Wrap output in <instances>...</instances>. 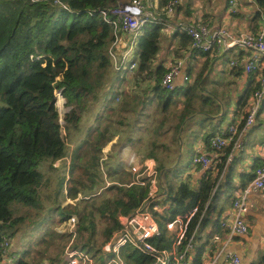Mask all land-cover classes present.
<instances>
[{"label":"trees","instance_id":"trees-1","mask_svg":"<svg viewBox=\"0 0 264 264\" xmlns=\"http://www.w3.org/2000/svg\"><path fill=\"white\" fill-rule=\"evenodd\" d=\"M169 1L160 0V7H166ZM258 1L264 5V0ZM120 2L0 0V264L3 242L8 239L12 244L17 234L18 248L11 246L10 250V254L17 257L16 264H64L65 249L72 234L65 226L63 231L57 227L74 214L78 217V224L73 247L91 254L96 264H106L104 255L110 258L115 255L106 252L104 246L112 232L121 227L120 216L136 210L147 197L148 185H129L132 176L123 165L104 162L111 182L108 186L101 172L103 149L120 130L117 126L125 124L128 115L135 113V129L141 126L147 104L157 98V108L164 112L175 98L172 91L167 92L162 86L164 72L153 70V60L161 47L162 25L150 21L144 25L136 45L139 61L135 79L139 84L156 75L157 84L153 88L156 95L149 98L128 89L117 104L115 97L123 77L119 73L111 77L114 66L110 51L115 41V29L101 11ZM183 36L185 43H192L189 35L184 33ZM57 89H62L66 105L71 107L64 116V124L57 105ZM194 89H187L190 101L195 95ZM97 103L100 108L83 131L84 116L93 111ZM185 111L169 127L176 132L172 142L177 145L181 143V131L185 129L188 116ZM247 114L238 127L239 131L245 126ZM113 116L120 118L115 120ZM165 117L156 129L158 134L169 122ZM134 129L127 138L132 145L137 142ZM82 131L83 139L70 155L68 140L74 133ZM215 133L209 134V143ZM236 138L230 147L223 146L220 150L212 147L220 152L217 174L213 176L212 169L207 174L209 178L202 179L205 194L200 202L188 183L174 184V179L187 168L179 162L167 167L166 159L158 157L159 150H170V147L152 143L145 156L157 162L170 201V208L164 214H155L161 228V235L152 240L155 245L171 248L175 233L167 230L166 221L194 208L198 211L189 224L188 235L204 211L201 230L209 224L210 211L214 207L212 202L222 187L230 182V173L227 175L230 166L225 181L223 176ZM67 157L71 160L70 178L63 199L73 202L62 206L57 199L47 196L50 204H58L50 208L47 198L42 195L44 167L55 169V162ZM255 176L256 171L250 182ZM64 179L58 181L56 198L63 192ZM215 227L216 232L219 231L218 219ZM27 234L30 238L21 242ZM121 256L124 264H152L153 261L152 257L131 246L122 248ZM257 264H264V257Z\"/></svg>","mask_w":264,"mask_h":264},{"label":"crops","instance_id":"crops-1","mask_svg":"<svg viewBox=\"0 0 264 264\" xmlns=\"http://www.w3.org/2000/svg\"><path fill=\"white\" fill-rule=\"evenodd\" d=\"M236 1L237 10L231 13L230 0H181L174 12L168 15L166 8L160 7V0H143L145 10L152 14L150 21L162 25L161 47L153 60V70H161L165 74L174 64L181 63V72L175 78L174 89L167 91H172L175 98L167 110L161 113L166 115L165 118L169 122L176 123L178 116L187 108L185 129L183 127L184 130L181 131L182 141L178 145L172 142L170 150L178 152L176 162L187 168L174 179L175 186L182 182L188 183L198 195V202L205 194L202 179L209 178L207 174L212 169V175L216 176L220 156V152L210 146L209 134L214 131L226 132L230 125L241 126L252 101V93L258 87L259 78L264 69V54L241 44L204 52L193 47L192 43H185L184 33L179 31L177 26L181 23L203 22L207 23L212 31L225 27L236 36L256 32L264 23V5L258 0ZM118 36L121 54L129 47V37L121 31L118 32ZM136 54H138L137 46L134 49L133 60L139 61V54L138 57ZM253 58L256 59L257 69L248 73L244 65ZM232 60L239 61V65L231 66ZM137 69L132 72L116 70V73L123 77L115 97L116 101H120L124 91L128 90L125 83L129 76L135 75ZM186 76L188 79H185ZM156 80L154 75L145 82L148 88L145 89L144 94L149 98H154L156 95L153 90L157 84ZM190 87L195 88V95L191 101L187 95V89ZM158 102L159 100L155 98L151 104L145 106L141 117L143 121L149 122V116H152L150 109L157 107ZM224 103H227V108ZM168 131L171 129L169 128ZM119 138L120 134L116 133L103 149L106 154L108 153L106 161H109V164L123 165L128 173H130L127 170L129 163L133 160L142 162L144 159H149L158 167L153 158L146 157L145 153H139L129 143L120 144L115 151H112V147L117 144ZM240 142L242 143L240 148L233 150L232 147L231 149L232 160L227 158L223 178L225 181L230 173L228 175L230 182L222 187L212 202L214 207L210 211L209 224L202 230L200 228L195 238L194 247L190 251V264H257L264 257V191H252L249 195L248 211L244 215L249 227L247 233L234 234L231 240L226 242L230 229L222 225L224 221L232 220L234 199L248 186L256 169L264 164V105L255 124L241 134ZM230 145L231 142L225 147ZM200 154L212 157L213 162L210 168L203 169L200 165L193 164L194 157ZM228 166L231 171L228 170ZM160 194V203L167 201L165 204L170 205L167 199L168 189L162 181ZM217 219L220 227L216 232ZM178 231L179 227H176L170 233L174 232L176 235ZM216 234H219L222 240L214 243L213 236ZM12 246H14L13 243ZM227 254L237 256L240 259L239 263H234ZM16 259V255L11 253L10 260L5 259L1 264H16Z\"/></svg>","mask_w":264,"mask_h":264},{"label":"built area","instance_id":"built-area-1","mask_svg":"<svg viewBox=\"0 0 264 264\" xmlns=\"http://www.w3.org/2000/svg\"><path fill=\"white\" fill-rule=\"evenodd\" d=\"M181 0H170L166 5V11L172 14ZM236 0H230L229 11L236 12ZM104 19L112 24L115 29V41L110 54L118 71H135L138 68L137 59L134 58V49L138 43L143 26L152 19V14L145 10L143 0H129L119 3L117 6L101 11ZM177 29L186 33L192 38V46L204 52H210L215 48L229 47L235 44H241L246 48H251L258 53L264 54V23L256 32H247L236 36L225 27L211 30L207 23H181ZM121 31L129 37V47L119 53V36ZM138 57V54H136ZM256 59L253 58L245 63V70L250 73L257 69ZM231 66L239 65V61L232 60ZM181 72V63L174 64L162 79V86L167 90L174 89V81ZM188 79V76L185 77ZM264 103V69L259 78V84L252 95V101L248 108L246 123L242 131H239L235 125H230L226 132H217L210 138L211 147L220 150L228 145L233 138L237 136L234 142V149L242 146L240 142L241 134L255 124ZM233 154L229 155L232 160ZM108 159V153L103 150L101 161L104 163ZM212 157L206 154H200L193 159L194 165H200L203 169L211 167ZM101 164V169L105 178L106 186L111 182L108 179L107 172ZM132 175V184L148 185L147 197L141 206L129 214L120 216L121 227L112 232L110 240L105 244L104 250L114 253V257L107 260L106 264H124L121 256L122 248L131 246L137 251L147 254L153 258L152 264H190V251L194 247L195 238L200 230L201 220L205 211L199 218L196 226L188 235L189 224L196 215L198 209L195 208L187 214H179L174 220L166 221L167 230L173 231L179 227V231L174 237L172 246L169 249L160 248L152 240L161 235V228L155 214H164L169 208V204H161L159 201L161 192V179L158 168L152 160L144 159L142 162L129 163L127 169ZM252 191H264V164L257 168L256 176L233 201L234 216L231 221H224L223 226L230 229V235L225 241L229 242L234 234L243 235L248 232V224L244 219L248 211V198ZM80 197L82 195L80 194ZM63 224L72 234L71 240L65 249L64 264H96L91 254L86 251L73 247V241L77 234V215H71ZM219 234L213 236V242L221 241ZM11 242L8 239L2 244L3 260H10ZM228 258L234 263H239L240 259L235 255L227 254ZM2 260V261H3Z\"/></svg>","mask_w":264,"mask_h":264},{"label":"rangeland","instance_id":"rangeland-1","mask_svg":"<svg viewBox=\"0 0 264 264\" xmlns=\"http://www.w3.org/2000/svg\"><path fill=\"white\" fill-rule=\"evenodd\" d=\"M125 1H128V0H121V2H125ZM113 66H114V69H112V73H111L112 78L117 74L116 73L117 69H116L115 65H113ZM125 84L130 91H133V90H135L136 92L138 91L140 94H142V96L144 95V93L146 91L145 89L148 88L147 84L145 82H141L139 84L136 83L135 75L129 76V78L127 79ZM213 95H214V93H213ZM56 100H57V105H58L60 116H61V123L64 124L65 123L64 116L70 110L71 107H68L66 105V100L62 95V89L56 90ZM119 102H121V99H120V101L117 100V104ZM224 104L227 108L228 107L227 103H224ZM99 108H100V103H97L92 108L93 111L91 110L89 112H86L84 119H83V122H82L83 131H85V129L91 124V121L95 118V114L97 113ZM150 113L152 114V116H149V118H150L149 122L143 121V119H142L141 126L135 127V129H134V125H133V123L135 121V113H130L128 115V117L125 115L124 117H127L125 120V124L117 126L120 128V130H118L116 133L120 134V138H119L117 144H115L112 147V151H115L120 146V144L129 143L127 138L130 136L133 129H134L133 136H135V138L137 139V142H135L134 145H132V143H129V144L132 147H134L135 150L138 151L139 153L142 152L141 154H143V153L146 154L147 152H149L150 149L152 148L153 142L167 144L169 147H171L170 145L173 144L172 140L176 134V132H174L173 129H171V131H167V132H171V133L166 132L168 127L171 128V126H170L171 122H168L165 126H162L160 129V133L158 134L156 129L158 128L159 124L161 123V121H162L161 119H163L162 117H164V114H162L161 110L158 109L157 107L150 109ZM113 117H114V119L120 118L117 116H113ZM258 122H259V120H258ZM83 131L81 133L80 132L74 133L73 136L71 138H69L68 147H69L70 155H71L72 151L76 148V146L79 144V142L83 139ZM163 131H164V133H163ZM116 133H115V135H116ZM63 135L66 136V131H65L64 127H63ZM157 153H158L159 158L164 157L166 159L165 165H167V166L172 165L173 166L176 163L178 152L163 149V150H159ZM70 161H71L70 157H67L62 161H60V160L56 161L55 162V169H51V168L46 169L47 167L46 168L44 167V169H45V182H44V184L45 185H43V187H42V192H43L42 195H43V197L47 198V202H49L48 204H49L50 208L57 206L58 204H61L62 206H66V204L73 202V200H71V199H66V200L63 199V196L65 197V195L67 193V189H68V181L70 178ZM110 161H111V157H110ZM113 163H114V161H113ZM103 168L105 169L106 172L108 171L105 163L103 165ZM101 172H102V170H101ZM62 177L65 178L64 179L65 181L63 184V189H62L63 192L61 193L59 198H56V191H57L58 183H59L58 181H59V179L61 180ZM47 196H49L50 199H52V200L57 199V202H59V203L58 204H50V200H48ZM64 225L65 224H62L61 227H57V229L60 231H63L65 229ZM29 236L30 235L27 234L21 242H25ZM15 237H14L15 239L13 240V244H14L15 248H18V234ZM20 245H22V243H20ZM103 258L106 261V260H108V258H110V256L104 255Z\"/></svg>","mask_w":264,"mask_h":264}]
</instances>
